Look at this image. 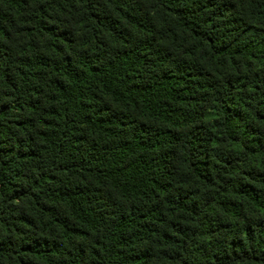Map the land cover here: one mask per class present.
Wrapping results in <instances>:
<instances>
[{
    "label": "trees",
    "instance_id": "obj_1",
    "mask_svg": "<svg viewBox=\"0 0 264 264\" xmlns=\"http://www.w3.org/2000/svg\"><path fill=\"white\" fill-rule=\"evenodd\" d=\"M0 264H264V0H0Z\"/></svg>",
    "mask_w": 264,
    "mask_h": 264
}]
</instances>
